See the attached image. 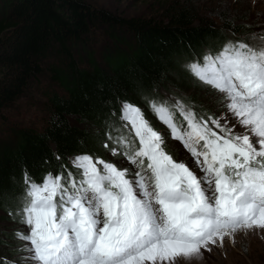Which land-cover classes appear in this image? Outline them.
<instances>
[{"label":"snow or ice","instance_id":"snow-or-ice-1","mask_svg":"<svg viewBox=\"0 0 264 264\" xmlns=\"http://www.w3.org/2000/svg\"><path fill=\"white\" fill-rule=\"evenodd\" d=\"M251 39L261 43L228 41L188 65L218 94L222 115L150 101L165 137L125 102L120 135L106 134L115 146H103L128 167L84 153L75 171L61 165L39 182L25 174L9 213L26 228L14 233L18 264H190L237 234L264 233V33ZM169 138L192 163L169 151Z\"/></svg>","mask_w":264,"mask_h":264},{"label":"trees","instance_id":"trees-1","mask_svg":"<svg viewBox=\"0 0 264 264\" xmlns=\"http://www.w3.org/2000/svg\"><path fill=\"white\" fill-rule=\"evenodd\" d=\"M2 9L7 13L0 16V122L3 111L41 75L59 87L45 91L39 127H15L0 143V209L8 215L19 207L25 174L39 182L45 172H60L61 165L75 171L68 157L108 153L102 143L113 147L106 134L120 135V102L141 105L151 117L148 102H163L157 89L195 78L176 57L198 58L203 47L218 52L214 48L229 37L227 31L236 37L254 34L233 24L245 15L220 14L221 24L193 25L198 17L183 3L164 9V24L114 16L82 0H16ZM97 30L123 43L124 50L97 53L91 46Z\"/></svg>","mask_w":264,"mask_h":264},{"label":"rangeland","instance_id":"rangeland-1","mask_svg":"<svg viewBox=\"0 0 264 264\" xmlns=\"http://www.w3.org/2000/svg\"><path fill=\"white\" fill-rule=\"evenodd\" d=\"M16 0H0V16L4 14L2 7L10 6V3ZM84 3L89 4L94 8H101L108 13L122 17V18H135L141 21H149L151 23L160 22L164 24L165 8L170 4L177 6L180 3L192 7L197 15V18L193 25L201 24H217L220 23L218 15H223L224 18L232 14L233 16L245 15L244 20L240 18L234 19L233 24L242 25V27L253 30L252 32L264 33V0H82ZM232 8L228 15L227 10ZM7 13V12H6ZM228 18V17H227ZM221 24V23H220ZM105 31L97 30L94 32L92 45L96 52L100 55L110 56L114 51L124 50L123 43H118L114 38L109 37ZM229 38L233 36L227 31ZM235 36V35H234ZM242 36V35H241ZM252 37V35H251ZM245 38V41L259 45L261 43L258 39ZM220 42H218L219 44ZM217 44V45H218ZM204 55L209 52L204 48ZM212 51V50H211ZM200 52V51H199ZM215 53V51H213ZM203 55V56H204ZM197 58L187 56L184 60L181 57H176V60L181 63L182 68L188 70V65ZM201 61V60H199ZM84 67V64H80ZM0 69V75L2 74ZM189 71V70H188ZM192 75V74H191ZM176 76H172V79H176ZM193 76V75H192ZM194 77V76H193ZM190 78V79H189ZM189 83L179 85H173L166 83V88L157 89L163 101H167L172 105L176 101H181L186 105L192 107L200 115L208 116H220L224 113V109L221 108L215 97L218 95L215 91L209 89L202 84L198 79L189 77ZM52 90L58 92V85L52 82L47 75H41L38 79V84L32 83L27 92L16 99L12 106L3 111V116L0 122V143L7 139L8 132L15 127H32L37 128L41 125L43 120L46 98L45 91ZM125 103V102H124ZM120 102L119 106L124 104ZM134 105V104H133ZM148 105V104H147ZM138 106L143 112L144 109L141 105ZM207 109L206 113H203ZM152 125L165 137H170L169 130L165 125L160 123L153 113L150 116H146ZM179 117L177 122H182V117L179 113L176 114ZM151 118V119H150ZM119 126L122 127L123 121L120 120V113L117 120ZM130 128V125H129ZM169 151L180 159H186L189 163H192L190 154L184 149L183 145L179 141L168 139ZM105 143H102V146ZM115 146V145H113ZM104 147V146H103ZM177 149L172 151V149ZM77 156V155H75ZM68 157L67 163L72 166L71 161L75 157ZM98 157L104 158L111 162H118V166L128 167L127 161L123 157H114L110 151L107 154L100 152ZM51 172V171H48ZM47 172V173H48ZM46 174V173H45ZM22 183L25 186V178L23 176ZM22 187V189L24 188ZM24 192V190H22ZM21 198L16 199V203L20 206ZM10 218V219H9ZM12 216L5 213L0 209V264H18L21 257L25 255L21 248V241L14 238L16 230H26L24 225H21L18 221L11 219ZM264 233L257 234L250 232L247 234H237L234 242H230L227 239L224 242V247H213L211 252H204L203 258L200 260H193L190 264H264ZM182 264H188V262H182Z\"/></svg>","mask_w":264,"mask_h":264},{"label":"bare ground","instance_id":"bare-ground-1","mask_svg":"<svg viewBox=\"0 0 264 264\" xmlns=\"http://www.w3.org/2000/svg\"><path fill=\"white\" fill-rule=\"evenodd\" d=\"M219 51V50H218ZM213 52V51H212ZM215 53H216V51H215ZM152 111V110H151ZM176 119H177V121L179 120V117H176Z\"/></svg>","mask_w":264,"mask_h":264}]
</instances>
